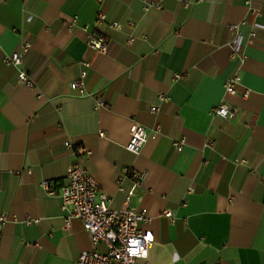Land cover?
I'll list each match as a JSON object with an SVG mask.
<instances>
[{"label": "crops", "instance_id": "0c3cea01", "mask_svg": "<svg viewBox=\"0 0 264 264\" xmlns=\"http://www.w3.org/2000/svg\"><path fill=\"white\" fill-rule=\"evenodd\" d=\"M247 2L0 0V264H76L90 250L81 221L65 227L61 200L40 187L65 184L75 159L66 141L91 153L82 164L112 210L132 192L128 207L147 211V264H264V0ZM91 33L106 54L86 46ZM22 40L33 88L5 63ZM82 72L84 95L70 87ZM235 73L238 93L226 94ZM221 104L234 115L214 112ZM133 123L160 126L137 156L126 149Z\"/></svg>", "mask_w": 264, "mask_h": 264}, {"label": "built area", "instance_id": "2783aa9c", "mask_svg": "<svg viewBox=\"0 0 264 264\" xmlns=\"http://www.w3.org/2000/svg\"><path fill=\"white\" fill-rule=\"evenodd\" d=\"M99 2L102 0H98ZM248 0L247 4H250ZM157 9L161 6L159 3L154 5ZM251 12L253 10L251 9ZM105 20V15L98 13L95 17L96 23H101ZM75 24V20L72 21ZM114 28H120L118 23H113ZM240 25L232 24L229 30L232 33V39L229 42L231 55L233 59L239 58V51L242 46ZM254 33L250 34V40L254 38ZM133 38L130 37L128 42H132ZM86 46L92 51L100 54H106L108 51V44L105 38L101 35L91 33L87 35ZM30 48V43L22 40L16 50L5 58V63L12 65L17 69L18 82L33 88L35 83L30 78L28 73L23 69V57ZM88 66V63L85 62ZM85 72L81 73L79 81L71 83L72 89H77L80 94H85L82 79ZM178 79L179 76L177 75ZM241 84V77L235 73L228 77L225 81V93L236 94L237 86ZM242 97L248 95L245 90L241 93ZM167 97L164 95L158 96V103L166 101ZM104 102L96 99L95 108L101 107ZM159 109V104L150 106V112L156 113ZM214 112L223 116H233L234 113L230 111L229 107L221 104ZM102 135V134H101ZM160 136V126L155 125L150 129L138 124L133 123L129 132V141L126 149L133 155H139L142 147L146 141L157 139ZM172 147L176 152H180L186 145L185 138L172 140ZM212 143L208 141L207 146ZM67 149L71 150L74 154V160L69 164L66 172V182L59 188L52 185V181H42L40 183L48 196L57 197L61 200V210L66 213L65 227L70 226L72 219H79L82 223L83 229L88 235L90 242V250L82 251L79 253V258L76 264H147L148 250L153 242V237L150 233L139 229L141 223H148L150 217L146 210H133L128 207L132 192L126 196V207L121 209H113L110 207L109 197L99 189L98 183L93 176L87 172L82 164L83 157H88L91 153L81 147L76 149L69 141L63 144ZM245 163V161H241ZM29 172V170H28ZM136 179L135 185H138L144 178V173L134 172ZM165 216L170 222L174 221L173 214L170 210L163 211ZM5 217L1 216L0 221H4ZM37 220H26L27 224L36 223ZM106 247V252L98 251L99 244ZM143 261V263H141Z\"/></svg>", "mask_w": 264, "mask_h": 264}]
</instances>
